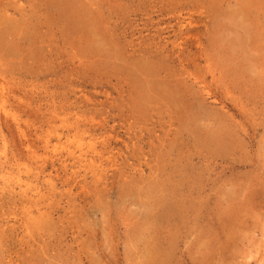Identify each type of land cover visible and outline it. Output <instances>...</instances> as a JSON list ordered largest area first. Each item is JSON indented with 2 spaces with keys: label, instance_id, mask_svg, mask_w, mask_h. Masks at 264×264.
I'll return each mask as SVG.
<instances>
[{
  "label": "rangeland",
  "instance_id": "1",
  "mask_svg": "<svg viewBox=\"0 0 264 264\" xmlns=\"http://www.w3.org/2000/svg\"><path fill=\"white\" fill-rule=\"evenodd\" d=\"M0 264H264V0H0Z\"/></svg>",
  "mask_w": 264,
  "mask_h": 264
},
{
  "label": "bare ground",
  "instance_id": "2",
  "mask_svg": "<svg viewBox=\"0 0 264 264\" xmlns=\"http://www.w3.org/2000/svg\"><path fill=\"white\" fill-rule=\"evenodd\" d=\"M179 103V102H178ZM174 205V204H173ZM174 209V208H173ZM167 210V209H166Z\"/></svg>",
  "mask_w": 264,
  "mask_h": 264
}]
</instances>
